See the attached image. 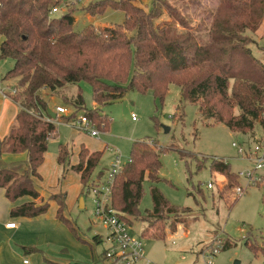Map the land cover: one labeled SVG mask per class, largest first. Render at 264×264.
I'll use <instances>...</instances> for the list:
<instances>
[{"label": "trees", "instance_id": "1", "mask_svg": "<svg viewBox=\"0 0 264 264\" xmlns=\"http://www.w3.org/2000/svg\"><path fill=\"white\" fill-rule=\"evenodd\" d=\"M61 2L0 0V36L4 38L0 60H14V67L2 82L9 87L13 83L15 93L7 92V95L23 115L29 114L32 118L27 133V173L14 187L10 199L16 202L31 197L33 201L14 207L11 217L35 218L48 212L49 202H36L40 192L35 179L40 178L39 167L60 121L69 123L80 114L100 132L110 127L108 116L97 109H85L81 91L72 97L65 93L69 85L89 83L98 106L118 101L130 90L152 92L155 101L163 105L171 85H176L181 95L179 109L186 102L197 104L203 117L215 119L231 131L248 134L254 131L257 122H264V63L255 57L251 48L256 44L253 34L264 22V0H217L216 7L190 0V4L201 8L197 25H192L184 11L167 0H155L148 12L137 7L134 0H99L90 3L85 12L96 16L108 9L122 11L126 16L124 23L104 29L89 25L81 32L73 29V11L60 16L52 14ZM162 9L176 24H156ZM49 96L62 97L73 111L51 118ZM154 148L148 142L133 143L130 161L112 187L111 207L128 225L131 218H139L145 224L142 238L164 240L168 220L173 222L171 232H176L190 210L171 205L153 186V208L143 216L140 214L144 183L146 179L152 184L158 182L155 174L161 167L160 153L167 151ZM70 155L71 148L60 144L57 163L64 166ZM102 155L81 147L80 161L71 168L80 174L85 186L102 180V172L97 181L92 179ZM198 164L199 168L204 165L200 161ZM210 168L227 177L226 190L231 191L239 184L229 162L216 159ZM65 199L62 193L50 197L59 206L57 217L60 219L65 212ZM181 213L185 214L181 216ZM177 214L181 219L173 218ZM71 230L77 231L74 227ZM99 240L100 236L93 237L96 244L102 243ZM246 240V246L255 254L264 255V243L260 246L250 238ZM223 247L229 248L230 244ZM105 252L100 260L105 261Z\"/></svg>", "mask_w": 264, "mask_h": 264}, {"label": "rangeland", "instance_id": "2", "mask_svg": "<svg viewBox=\"0 0 264 264\" xmlns=\"http://www.w3.org/2000/svg\"><path fill=\"white\" fill-rule=\"evenodd\" d=\"M97 1L99 0H62L58 7L60 14L68 10L74 12L73 29L76 32H81L89 25L104 29L124 23L126 16L122 11L108 9L103 15L87 14L85 8ZM167 1L178 5L185 16L189 17L192 25L198 24L201 8L197 5L190 4V0ZM193 1L209 7L217 6V0ZM154 2L155 0H134V4L146 12L154 7ZM155 22L176 24L165 9L161 10V16ZM177 27L183 31L181 26ZM253 36L256 44L251 48L255 57L264 63V22ZM13 67L14 60H0V72L4 75ZM77 86L75 88L69 85L64 89L65 93L72 97L80 89L85 100V109H97L104 116H108L111 120L110 127L95 138L80 130L77 119L69 123H58L56 138L49 140L47 152L57 153L59 144L62 143L69 145L73 154L64 166L55 164L54 159L53 163L48 161L37 187L43 193H48L45 195L46 202L52 193H63L66 196L65 210L70 226L77 230L78 236L93 240V237L99 235L102 243L96 246L100 256L111 246L108 230L95 216L96 206L90 188L81 182L80 174L71 168V161L77 160L81 146L95 152L103 151L92 176L93 181H97L101 172L100 179L105 180L106 171L111 168L117 153L127 163L131 158L133 143L143 141L153 144L158 151L162 148L167 151L160 153L161 167L155 174L159 177L158 182L152 184L146 179L144 183V196L139 205L140 214L143 216L147 210L153 208V186L160 190L171 205L190 210L188 214L181 213V216L185 214V221L177 226L176 232H171L173 222L168 220V233L164 240L142 238L145 224L139 218L129 220L131 234L143 242L145 259L152 264H204L201 252L222 242L223 246L230 244V247H223L213 258V264H264V255L255 254L246 246L247 238L260 246L264 243L262 192L259 189H249L240 199L235 198L232 190H226L229 183L227 177L213 172L210 168L212 161L216 159L227 160L233 172L245 166L236 159L237 151L232 144L237 142L253 146L258 140L264 139V122H257L254 131L248 134L231 131L223 123L203 117L197 104L186 102L179 109L181 95L180 88L176 85H171L163 105L155 101L152 92L144 94L130 90L122 99L104 106L95 104L93 88L89 83L82 82ZM13 88L11 83L10 90ZM48 100L51 107L58 105L73 111L69 105H65L62 97H50ZM236 113L239 114L238 111ZM167 128L170 129L169 132L166 131ZM197 161L204 164L202 168H199ZM209 183H214V189H208ZM81 198H84V208L80 207ZM181 216L177 214L173 218L181 219Z\"/></svg>", "mask_w": 264, "mask_h": 264}, {"label": "crops", "instance_id": "3", "mask_svg": "<svg viewBox=\"0 0 264 264\" xmlns=\"http://www.w3.org/2000/svg\"><path fill=\"white\" fill-rule=\"evenodd\" d=\"M3 40L4 38L1 37L0 45ZM5 75L0 72V264H24L25 258L37 264L105 263L103 259L100 260L93 240H88L82 235L78 236L77 231L74 233L71 230L66 210L63 219L57 217L59 206L56 201L50 199L47 201L50 207L44 215L35 218L11 217V210L14 207L33 201L31 197H23L16 202L10 199L14 187L27 173V133L31 128L32 118L29 114L23 115L20 107L7 95V92L12 90L2 82ZM57 106H50L51 110H56L57 117L66 116L57 112ZM70 113L69 111L67 115ZM80 150L77 160L71 161L72 166L79 163ZM50 153L45 154L44 162L39 167L40 178L35 179L36 187L42 180L48 161L53 163L54 159V163H57L58 151ZM70 158L71 156L66 162H69ZM39 192L40 198L36 202H46L45 195L48 193H43L41 190ZM11 223L15 224V228L8 227ZM99 242H102V238Z\"/></svg>", "mask_w": 264, "mask_h": 264}, {"label": "built area", "instance_id": "4", "mask_svg": "<svg viewBox=\"0 0 264 264\" xmlns=\"http://www.w3.org/2000/svg\"><path fill=\"white\" fill-rule=\"evenodd\" d=\"M52 14L62 15L59 7H55L52 10ZM12 92L15 93V90ZM57 112L66 115L69 113L66 108L61 106L57 107ZM135 119L136 117L133 115V120ZM77 120L80 130L88 132L93 137L100 136L101 132L86 116L80 115ZM232 146L237 151L236 159L238 162L242 165L245 164V166L236 171L239 184L232 189V195L240 199L249 189H259L264 197V139L258 140L253 146L237 142H234ZM225 161L228 162L227 160ZM125 164L121 154L117 153L111 168L107 171L105 180H101L99 183L95 182L89 187L96 206L95 216L109 232L108 240L111 246L105 252V263L139 264L145 262L144 264H152L145 259L142 240L131 234L130 226L111 207L112 187ZM208 189H214V183H209ZM8 227L15 228V224L11 223ZM222 248V242H219L216 246L213 245L211 248L202 251L201 255L204 258V264H213V258ZM23 263L37 264L28 258H25Z\"/></svg>", "mask_w": 264, "mask_h": 264}, {"label": "water", "instance_id": "5", "mask_svg": "<svg viewBox=\"0 0 264 264\" xmlns=\"http://www.w3.org/2000/svg\"><path fill=\"white\" fill-rule=\"evenodd\" d=\"M48 112H49V115H50L51 118H53V119H56V118H57V114H56V112H54V111L51 110V109H49ZM166 131L169 132L170 129L167 128ZM80 207H81V208H84V198H81V200H80ZM236 264H239V262H236Z\"/></svg>", "mask_w": 264, "mask_h": 264}]
</instances>
